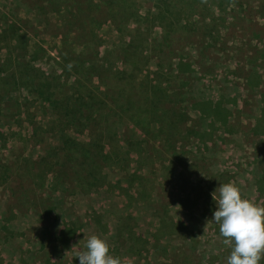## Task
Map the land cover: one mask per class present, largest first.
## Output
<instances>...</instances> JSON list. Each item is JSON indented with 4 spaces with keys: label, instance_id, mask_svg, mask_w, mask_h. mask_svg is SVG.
<instances>
[{
    "label": "trees",
    "instance_id": "16d2710c",
    "mask_svg": "<svg viewBox=\"0 0 264 264\" xmlns=\"http://www.w3.org/2000/svg\"><path fill=\"white\" fill-rule=\"evenodd\" d=\"M36 2L28 4L34 20L15 16L0 22V138H12L25 148L29 146L31 152L30 159L23 157L22 165L16 162L15 170L5 167L4 175H27L23 177L31 184L30 176H35L37 190L47 181L53 193L72 189L67 194L74 196V201L76 195L88 193L92 197L114 196V210L103 204L104 198L96 203L88 199L83 212L86 223L109 234L112 244L133 237L123 248L124 252L133 249L135 262L193 264L186 253L177 254L166 241L173 233L182 242L200 234L201 229L190 221L204 218L215 223L209 216L213 199L204 194L208 176H195L191 162H183L178 154L184 138L190 152L197 154L198 144H204L203 138L211 132V122L200 130L203 122L222 121L220 101L195 98L190 74L198 62L200 34L205 32L203 38L210 39L223 26L231 11L230 1ZM236 9L245 11V3ZM22 131L27 132L24 140L19 135ZM4 143L0 150H7ZM166 155L172 156V161L167 162ZM50 175L56 177L48 179ZM163 175H178L184 186L193 184L198 189L187 197H175L171 203L190 211L188 215H170L171 205L155 194L154 184L161 187L166 183ZM222 178L212 176L214 188L227 183ZM62 195L39 199L29 188L7 215L12 217L16 210L34 215L37 208L38 223L61 222L62 229L35 235L31 246L45 256L41 264H79L77 254L70 260L51 262L80 226L74 219H66L68 209L63 210L62 201H58ZM158 198L163 203L159 207ZM38 199L40 203H36ZM154 203L164 210L162 216L152 207ZM139 208L153 220L147 230H141V225L129 226L136 222L131 211ZM6 238L2 236V241ZM27 251L34 256V250ZM230 251L226 245L216 259L208 255L205 264L213 260L211 264H226ZM0 264L4 263L0 260ZM259 264H264V259Z\"/></svg>",
    "mask_w": 264,
    "mask_h": 264
},
{
    "label": "rangeland",
    "instance_id": "374dc122",
    "mask_svg": "<svg viewBox=\"0 0 264 264\" xmlns=\"http://www.w3.org/2000/svg\"><path fill=\"white\" fill-rule=\"evenodd\" d=\"M36 1L0 0V22L11 20V17L15 16L34 20L29 12L28 4L33 5L37 3ZM229 1L227 5L230 6L231 11L227 16L225 15L223 26L217 28V32L210 39L203 38L205 32L200 34L202 38H199L196 45L199 50L196 56L198 62L196 70L193 69L194 72L190 74V84L195 98L210 99L213 102L220 101L219 117L222 121L205 120L200 130L207 129L206 124L211 122L208 128L211 132L203 138L206 141L203 140L204 144H198L199 152L194 154L192 149L190 152L188 142L184 138L178 156L185 163L191 162V171L195 172V176L198 178L208 176L203 187L207 189L204 194H210L209 197L212 198L211 193L216 190L211 182L212 176L222 175L224 182H232L241 190L242 198L264 206V178H262L264 175V0ZM240 3H245V11L235 10V6ZM218 24L219 22H216V26H219ZM107 38L111 39L109 32H107ZM252 74L253 77H251ZM2 133L6 132L2 130ZM19 135L24 140L27 132L22 131ZM2 142H5L4 147L7 149L0 150V170L3 169V173L0 174V260L4 264H41L45 256L36 252V247L31 246L36 241V233L41 231L45 234L52 232L53 228L62 229L59 220L58 224L50 220L38 223L37 214L40 210L37 208L34 210V215L30 212L24 214L16 210L15 215L7 217L11 210L16 209L14 206L18 204L17 200H20L23 194L29 193V188L38 195L39 199L45 195L63 194L58 201H62L59 205L63 210L68 209V212H65L68 215L66 219L72 218L77 225H80L72 238L59 248L61 253L52 258L51 262L70 260L78 251L83 250L89 236L97 235L107 241L111 254L115 256L114 253H116V257L121 259L122 264H142L139 260L135 262L131 255L133 249L128 248L124 252L123 245L132 243L133 237L130 238L131 240L124 241L125 243L122 239H117V242L112 244L110 236H107L109 234L96 231L90 222L86 223L83 217L85 203L88 199L96 203V200L100 201L104 198L103 204L110 206L109 210H114L117 206L114 196L102 195L100 197L94 194L96 197H92L88 193L87 196L76 195L77 200L74 201V196L67 194L72 189L60 188L58 193H53L47 181L43 189L37 190L39 181L35 176H30L31 184L28 178H24L27 175H15L14 173L4 175L5 167L12 166L11 170H15L14 165L19 166L18 163L22 165L23 157L30 159L29 153L31 152L29 146L25 148L24 144L12 138L6 141L0 138V143ZM8 150L11 151L9 154ZM35 155L39 157L38 152ZM166 159L167 162L172 161V156L166 155ZM12 162L15 164L11 165ZM55 177V175H50L47 178L54 179ZM162 177L166 183L161 187L154 184L155 194L163 196L164 199L160 197L163 203L171 205L170 215L177 217L188 215L190 211L181 210L180 207L171 203L175 197L183 195L187 197L189 193L198 192V189H194L193 184L184 186L181 180L179 182L178 175H163ZM39 199L36 203L41 202ZM157 201H159L157 202L158 207L163 205L159 198ZM31 203L34 202L31 201ZM99 203L97 202V205ZM152 207L158 208L155 203ZM185 207L189 208L187 204ZM211 207H213V212L209 213V216L213 217L217 208L214 200ZM57 208L59 209L58 206ZM200 208L197 206L198 211ZM157 212L162 216L164 210L158 208ZM131 215L136 217L135 223H129L131 228L141 225V230H147L146 226L153 221L141 208L133 209ZM104 221L108 223L107 218H104ZM190 222L192 225H197V229H201L200 234L196 233L191 241L182 242L178 234L173 233L166 244L173 247L177 254L186 253L188 261L193 264H205L206 257L211 254L216 259L217 255L226 248L224 238L217 231V224L207 222L204 218ZM2 236L7 237V240L3 242ZM28 249L34 250V256L27 254ZM144 256L146 258L148 254ZM198 258H201L203 262L200 263ZM147 260H151V257ZM214 262V260L211 261V263Z\"/></svg>",
    "mask_w": 264,
    "mask_h": 264
},
{
    "label": "clouds",
    "instance_id": "9594fccd",
    "mask_svg": "<svg viewBox=\"0 0 264 264\" xmlns=\"http://www.w3.org/2000/svg\"><path fill=\"white\" fill-rule=\"evenodd\" d=\"M211 196L217 206L213 222L231 249L226 264H259L264 259V206L242 198L232 182L220 184ZM77 257L79 264H122L111 254L107 241L97 235L86 239Z\"/></svg>",
    "mask_w": 264,
    "mask_h": 264
}]
</instances>
